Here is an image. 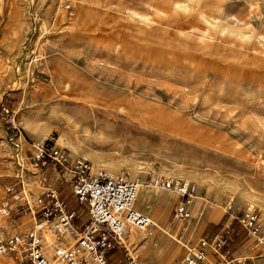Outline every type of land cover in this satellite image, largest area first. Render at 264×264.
<instances>
[{
  "label": "rangeland",
  "instance_id": "rangeland-1",
  "mask_svg": "<svg viewBox=\"0 0 264 264\" xmlns=\"http://www.w3.org/2000/svg\"><path fill=\"white\" fill-rule=\"evenodd\" d=\"M4 107L29 196L40 140L154 196L177 193L145 184L151 173L184 178L232 221L222 264L264 262L239 222L254 209L264 237V0H0V137L14 129ZM11 149L0 201L18 181ZM165 230L179 238L173 215Z\"/></svg>",
  "mask_w": 264,
  "mask_h": 264
},
{
  "label": "built area",
  "instance_id": "built-area-1",
  "mask_svg": "<svg viewBox=\"0 0 264 264\" xmlns=\"http://www.w3.org/2000/svg\"><path fill=\"white\" fill-rule=\"evenodd\" d=\"M3 111L10 116L14 129L0 137V146L12 148L7 157L22 167V142L15 114L9 107H4ZM27 158L35 168L49 163L59 171L72 173L70 191L87 213L88 222L83 228L78 227V210L68 205L58 188L48 190L35 202L31 201L20 174L17 183L4 189L6 198L0 204V216L19 218L29 212L34 214L35 222L27 232H17L8 238L0 227V257L16 253L18 264H110L108 252L121 248L126 254L125 264H135L125 241L127 233L136 229L152 235L151 228L156 226L151 216L137 206L143 186L139 180L105 168H94L89 160L72 158L65 149L45 140L32 142ZM48 180V176L42 177L43 182ZM145 184L172 190L179 195L173 223L179 238L188 234L193 220L190 209L192 183L184 178L151 173ZM258 221L254 209L239 218L240 224L254 237V247L263 250L264 237L260 235ZM234 235L235 228L230 220L219 232L207 234L204 240L221 250L233 241ZM205 260L206 253L198 248H192L186 257L187 264H201Z\"/></svg>",
  "mask_w": 264,
  "mask_h": 264
},
{
  "label": "crops",
  "instance_id": "crops-1",
  "mask_svg": "<svg viewBox=\"0 0 264 264\" xmlns=\"http://www.w3.org/2000/svg\"><path fill=\"white\" fill-rule=\"evenodd\" d=\"M30 166L32 171L28 170L29 174L26 173V178L29 184L33 186L30 189L33 202L38 197L44 196L48 190L58 188L68 205L78 210L79 215L76 224L83 228L88 222V215L76 202L70 191L72 173L59 171L49 163L43 164L40 168H35L31 164ZM24 167L22 164L21 168ZM21 168L19 166V175L24 172V169L21 170ZM43 176H48L49 180L43 182ZM67 186L69 189L66 188ZM151 191L141 187L139 195L142 205H137L143 212L148 213L156 224L151 228V237L147 233L133 229L129 230L125 238L130 253L135 259V264H187L186 257L192 248L202 249L206 253V260L201 264H208L212 260H219L218 263H222L230 256L229 250H225L227 247L216 250L204 240L207 234L213 235L220 231L223 226L221 223L224 218L223 212L206 205L199 198L191 197L190 209L193 220L189 226V233L176 239L173 234L168 233L166 235L165 228L169 226L179 196L173 192H163L154 196ZM4 199L0 201V204ZM146 203L148 204L147 207L145 206ZM34 222L35 216L29 212L19 216V218L0 216V227L7 238L17 232H27L33 227ZM107 257L110 264H125L126 262V254L121 248L109 251Z\"/></svg>",
  "mask_w": 264,
  "mask_h": 264
},
{
  "label": "bare ground",
  "instance_id": "bare-ground-1",
  "mask_svg": "<svg viewBox=\"0 0 264 264\" xmlns=\"http://www.w3.org/2000/svg\"><path fill=\"white\" fill-rule=\"evenodd\" d=\"M159 227V225H158ZM6 258V256H5ZM4 258V255L0 257V264H16V260L14 258L10 259L9 261H6Z\"/></svg>",
  "mask_w": 264,
  "mask_h": 264
}]
</instances>
